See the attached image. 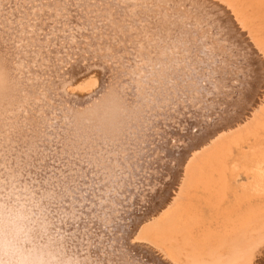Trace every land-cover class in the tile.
Segmentation results:
<instances>
[{"label": "bare ground", "instance_id": "6f19581e", "mask_svg": "<svg viewBox=\"0 0 264 264\" xmlns=\"http://www.w3.org/2000/svg\"><path fill=\"white\" fill-rule=\"evenodd\" d=\"M105 3L115 11L103 22L85 0L68 36L49 41L24 0H0V264H256L264 0H145L134 13ZM153 5L173 18L155 20ZM185 10L206 17L203 32L180 20ZM233 29L263 78L255 98L245 91L249 106L235 100L242 109L223 120L210 100L221 93L218 49L233 64L248 56L224 40H236ZM248 69L251 86L257 62Z\"/></svg>", "mask_w": 264, "mask_h": 264}, {"label": "rangeland", "instance_id": "374dc122", "mask_svg": "<svg viewBox=\"0 0 264 264\" xmlns=\"http://www.w3.org/2000/svg\"><path fill=\"white\" fill-rule=\"evenodd\" d=\"M201 1V0H200ZM119 2H121V3H127V4H131L130 5V9H131V11H132V13H134L135 11H136V7H137V5H142L144 2H145V0H118V3ZM196 2H198V1H196ZM203 2V1H202ZM198 3H201V2H198ZM133 4V5H132ZM206 4L207 3H205L204 5L206 6ZM122 5V4H121ZM165 4H163V6H164ZM133 6V7H132ZM154 7V9L153 10H155L154 11V17L156 16V14H158V12H159V15H157L156 17H155V20H157V21H159V22H161L162 24L163 23H166L169 19H171V18H173V17H168V16H172V14H170V9H167V11L165 10V6L163 7L162 5H153ZM161 6V7H160ZM207 6H209V8H211V9H215L212 5H208L207 4ZM210 6H212V7H210ZM157 7V8H156ZM135 10H134V9ZM161 8V9H160ZM169 8V7H168ZM181 8V7H180ZM171 9H173V8H171ZM217 9V8H216ZM162 11V12H161ZM215 11H217V10H214V12ZM218 11L220 12V13H218ZM218 11L216 12V13H218V14H220V16H221V18L222 17H224V19L227 21V23H228V20H227V18H225V16L223 15V14H221V11L218 9ZM169 14H168V13ZM166 13V14H165ZM172 13V12H171ZM176 14H177V12H175ZM163 14H164V16H163ZM180 12H179V14H178V17L180 18ZM183 16H181V18H180V20L182 21V22H184V23H193L192 24V26H193V28L195 29V30H198V28L202 31V29L201 28H204V22L206 23V17H202V19H200L201 17L198 15L197 16V14L195 13V12H191L190 10L188 11H186L185 10V12H183ZM217 14V15H218ZM166 16V17H165ZM158 17V18H157ZM124 18V17H123ZM194 19V20H193ZM197 19H198V21H197ZM201 20V21H200ZM202 20L204 21V22H202ZM221 20H223V19H221ZM193 21V22H192ZM226 21H225V23H226ZM183 23V24H184ZM206 25H207V23H206ZM230 30H232V28H230ZM201 31L199 32V33H201ZM236 30L235 29H233V31H231V32H233V35L235 36V39L236 40H234V41H232L230 38L228 39H224V40H227V41H230V43L232 44V46H234V45H236V46H238L239 47V45H240V48H243L244 50V52H246L245 54L246 55H248L247 56V62H245V60H241V59H239L236 63H229L231 60H229V59H233L232 57V54L231 53H229L228 54V52H230V50L228 51V50H224L223 48V45H221V48H219V47H217V45L215 46L214 45V43H216V41H215V39H211V41L212 40H214V41H212V42H214V43H212V44H210L209 42H208V40H206L205 39V41H206V47L210 50V52H213V53H215V52H217L218 50L221 52V55L224 57H222L221 56V60H222V63H221V69H223V70H221V72H222V76H223V80L221 79V81L222 82H224L223 84L224 85H227V87H224L223 86V84H222V82H221V86H220V90H221V93H218V96H214V98H211V96L209 97V98H211L210 100L212 101L213 100V102L215 103V108L217 109V107H218V109H217V113H215L214 112V115L213 116H215L216 114L218 115V116H220L221 115V117L223 116V117H225L226 118V116H233L237 111H240L241 109H242V107H243V105H244V107L245 108H247L248 106H247V103L250 101V97H248L249 95H248V93L249 92H245V91H250L251 90V93H252V97H254V95H256L257 93V90L259 89V86H261V84L262 83H260V85L259 86H255V82H256V84H257V82L259 83V81H262V79L260 78V77H262L263 78V74H262V70H261V68H260V64L259 63H261L258 59V57H256V55L253 53V52H251L252 50L248 47V44H246V41H244V39H242V37H240V36H238L239 34H237V32H235ZM203 32V31H202ZM235 32V33H234ZM205 34V35H204ZM207 30L206 29H204V33H202L201 34V36L202 37H204L205 38V36L207 37ZM213 35V34H212ZM212 35L210 36V37H212ZM169 36V35H168ZM229 36V35H228ZM227 36V37H228ZM239 39V40H238ZM194 42H195V45H196V50L194 49H191V51H195V54H196V56L200 53V48H201V44H199L198 46H197V43L199 42V40H196V39H194ZM218 42V41H217ZM237 42V43H236ZM201 43V42H200ZM221 43H222V41H221ZM222 44H224V42L222 43ZM234 44V45H233ZM239 44V45H238ZM226 44H224V46H225ZM245 45V46H244ZM231 46V45H230ZM171 47V46H170ZM229 47V46H228ZM227 47V48H228ZM219 48V49H218ZM226 48V46H225V49H227ZM218 49V50H217ZM170 51V50H169ZM171 51H174V52H177V50L176 49H174V47L172 48L171 47ZM199 51V52H198ZM224 51V52H223ZM173 52V53H174ZM197 52V53H196ZM168 53V52H167ZM226 53V54H225ZM252 53V54H251ZM218 54H220V53H218ZM176 55V54H175ZM178 56H179V54H177ZM192 55V54H191ZM227 55V56H226ZM180 58L181 57H183L182 56V54L179 56ZM228 58V59H227ZM257 60H256V59ZM225 59V60H224ZM252 59V60H251ZM229 60V61H228ZM252 61H255V62H257V64H258V71H257V73H256V77L259 79H257V78H254L253 79V84L254 85H248L249 86V89H248V86H247V84H245L244 82L246 81L248 84H249V82H250V80H248V79H250L249 78V74H248V72H249V69H248V67H249V64H250V62H252ZM228 64L229 63V67H226L225 66V64ZM238 64V65H237ZM233 65H235V66H233ZM225 66V67H224ZM231 66H233V67H231ZM231 67V68H230ZM233 69H237V70H239L238 72H239V75H238V72H236L235 70H233ZM247 70V71H246ZM232 71V72H231ZM234 71H235V73H234ZM247 72V73H246ZM226 75H225V74ZM233 73H234V75H233ZM139 74H141V73H139ZM237 77H236V76ZM246 75H247V78H246ZM225 77V78H224ZM237 78V79H236ZM240 78V79H239ZM229 79V80H228ZM230 80H233L232 81V84H231V82H230ZM217 82L216 80H213V82ZM236 81V82H235ZM229 82H230V84H229ZM243 82V83H242ZM218 84V83H217ZM234 84V89H233V87H232V85ZM242 84H244V85H242ZM220 85V84H219ZM230 85V86H229ZM242 85V86H241ZM236 86V87H235ZM256 88V87H258V89L256 90L254 87ZM222 87V88H221ZM224 88V89H223ZM229 88H231V90L229 89ZM255 90H254V89ZM227 89H229V90H227ZM253 89V90H252ZM223 90H225V91H223ZM235 90V91H234ZM67 91V90H66ZM218 91V90H217ZM232 93H230V92ZM258 91H260V90H258ZM216 92V91H215ZM214 92V93H215ZM226 92V93H225ZM234 92V93H233ZM235 92H236V94H238V96L237 95H235ZM238 92V93H237ZM254 92H255V94H254ZM67 94H69V92L67 91L66 92ZM243 93V94H242ZM216 95H217V92L215 93ZM214 94V95H215ZM226 94H227V96H226ZM254 94V95H253ZM225 95V96H224ZM233 95V96H232ZM248 95V96H247ZM239 97V99H241V100H239L237 97ZM236 97V98H235ZM218 98V99H217ZM226 99V101H225V99ZM230 98V99H229ZM255 98V97H254ZM205 99H207L208 100V96L205 98ZM229 99V100H228ZM223 102H222V101ZM235 100H238V102L240 103L241 101H243L244 102V104L242 105V104H239V103H236L235 102ZM248 100V101H247ZM178 101V100H177ZM210 101V102H211ZM232 101V102H231ZM218 102V103H217ZM222 102V103H221ZM229 103H231V106L229 105ZM232 103H233V106H232ZM236 103V104H235ZM220 104V105H219ZM237 106V105H239V106H235V105ZM217 105V106H216ZM227 105L229 106V108H227ZM241 105H242V107H241ZM236 108H235V107ZM235 108V110H234V108ZM244 108V109H245ZM228 109V110H227ZM240 109V110H239ZM222 110V111H221ZM230 110V111H229ZM232 110H233V114H232ZM218 111H221L220 113L218 112ZM183 112H186L185 110L183 111ZM226 112H228V114L226 113ZM220 114V115H219ZM224 114V115H223ZM227 114V115H226ZM191 116V115H190ZM189 116V118H187V121L191 118ZM223 117L221 118V119H223ZM225 118L223 119V120H225ZM193 118H191L190 119V121L192 120ZM210 119V118H209ZM212 119V118H211ZM223 120H222V122H223ZM185 122L184 124H185V126H184V124H181V127H182V125L184 126V127H186V125H187V123H190V121H188V122ZM183 128V127H182ZM194 132L193 133H196V129H194L193 130ZM167 134H168V132H167ZM167 134L165 135V136H167ZM170 136H171V134H170ZM168 137H169V135H168ZM159 188H160V186H159ZM130 244V246L131 245H134V244H131V243H129ZM142 259V261L143 262H145L144 264H147V262H146V259H144L145 257H141ZM133 259V258H132ZM103 262V260H101V263Z\"/></svg>", "mask_w": 264, "mask_h": 264}, {"label": "snow or ice", "instance_id": "6c2138e0", "mask_svg": "<svg viewBox=\"0 0 264 264\" xmlns=\"http://www.w3.org/2000/svg\"><path fill=\"white\" fill-rule=\"evenodd\" d=\"M88 3L92 5L89 8V12H94L101 21H104V14L106 10L115 11V7L111 3H105V0H87ZM25 5L27 6V16L28 22L34 26H39L43 29L41 39L47 36L49 41L52 38L59 36H68L66 31L67 25L65 21L69 19H79V13L83 12V5L85 0H24ZM37 5L40 8H43L42 15L39 17L33 16V10H38ZM120 6L119 3L117 7ZM127 7V5H124ZM2 27V25H0ZM26 28L27 25H24ZM35 43V41L33 42ZM256 264H264V256H261L257 259Z\"/></svg>", "mask_w": 264, "mask_h": 264}]
</instances>
